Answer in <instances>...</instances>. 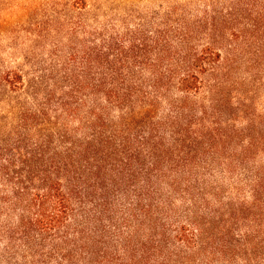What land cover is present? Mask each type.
Here are the masks:
<instances>
[{"label": "trees", "instance_id": "trees-1", "mask_svg": "<svg viewBox=\"0 0 264 264\" xmlns=\"http://www.w3.org/2000/svg\"><path fill=\"white\" fill-rule=\"evenodd\" d=\"M187 1L77 74L0 68V264H264V0Z\"/></svg>", "mask_w": 264, "mask_h": 264}, {"label": "rangeland", "instance_id": "rangeland-1", "mask_svg": "<svg viewBox=\"0 0 264 264\" xmlns=\"http://www.w3.org/2000/svg\"><path fill=\"white\" fill-rule=\"evenodd\" d=\"M87 1L89 7L82 11L79 0H0V68H19L27 76L36 74L49 79L77 74L99 36L109 38L140 31L145 36L153 33L154 37L163 15L178 2ZM206 1L188 0L187 7L205 16ZM230 2L215 0L214 5L229 8ZM261 87L260 96L264 92Z\"/></svg>", "mask_w": 264, "mask_h": 264}]
</instances>
